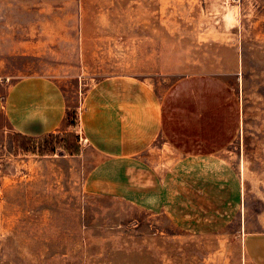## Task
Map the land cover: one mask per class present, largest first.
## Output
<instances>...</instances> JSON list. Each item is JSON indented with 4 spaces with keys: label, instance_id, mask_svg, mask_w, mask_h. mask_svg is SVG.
Masks as SVG:
<instances>
[{
    "label": "rangeland",
    "instance_id": "obj_1",
    "mask_svg": "<svg viewBox=\"0 0 264 264\" xmlns=\"http://www.w3.org/2000/svg\"><path fill=\"white\" fill-rule=\"evenodd\" d=\"M81 49L126 54L160 96L222 81L229 142L180 138L179 153L159 138L129 161L122 195L91 196L80 149L33 153L1 119L0 264H248L242 238L264 231V0H0V80L71 75Z\"/></svg>",
    "mask_w": 264,
    "mask_h": 264
},
{
    "label": "crops",
    "instance_id": "obj_2",
    "mask_svg": "<svg viewBox=\"0 0 264 264\" xmlns=\"http://www.w3.org/2000/svg\"><path fill=\"white\" fill-rule=\"evenodd\" d=\"M86 52L91 51L81 49L78 69L71 75L40 73L0 80L5 88L4 95L0 88V120L15 134L37 139L63 133L65 111H78L80 158L90 162L82 181L85 194L122 195L129 161L149 152L159 138L179 153L191 150L177 149L180 138H197L199 147L212 148L200 147L198 152H219L228 144L223 117L229 94L222 81L183 78L160 96L152 77H129L126 54L106 60ZM95 60L105 63L98 72ZM61 84H73L74 90L67 92ZM199 84L220 86L209 91ZM242 243L248 264H264V231L244 234Z\"/></svg>",
    "mask_w": 264,
    "mask_h": 264
},
{
    "label": "trees",
    "instance_id": "obj_3",
    "mask_svg": "<svg viewBox=\"0 0 264 264\" xmlns=\"http://www.w3.org/2000/svg\"><path fill=\"white\" fill-rule=\"evenodd\" d=\"M73 116L75 117V121L73 120ZM73 128L75 132H77L78 128V111L67 109L65 111V131H68L69 129ZM16 137L21 138L22 140L27 141V143H32L35 138H29L26 136H22L19 134H15ZM65 135V136H63ZM72 138V142L70 144L64 143V141H61V138ZM38 145L37 149L34 151H31L33 153H37L39 155H53L55 150L57 148H60V146H63V149L68 152L70 155H76L79 152L80 148V142L78 134L75 133V135H70L68 132L64 133H56V134H48L45 136H42L40 138H37ZM55 143V144H54ZM59 145V146H57ZM73 147V148H72ZM21 150L24 152H29L30 150L28 148L21 147Z\"/></svg>",
    "mask_w": 264,
    "mask_h": 264
}]
</instances>
